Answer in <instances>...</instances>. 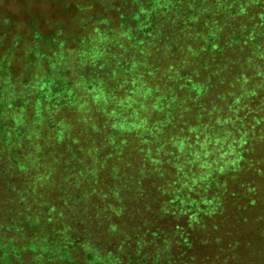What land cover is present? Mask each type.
<instances>
[{"label": "trees", "instance_id": "1", "mask_svg": "<svg viewBox=\"0 0 264 264\" xmlns=\"http://www.w3.org/2000/svg\"><path fill=\"white\" fill-rule=\"evenodd\" d=\"M101 6L0 2V264H197L259 204L264 0Z\"/></svg>", "mask_w": 264, "mask_h": 264}, {"label": "rangeland", "instance_id": "2", "mask_svg": "<svg viewBox=\"0 0 264 264\" xmlns=\"http://www.w3.org/2000/svg\"><path fill=\"white\" fill-rule=\"evenodd\" d=\"M94 0H0L7 12H18L24 15V12L33 10L37 12L47 13L48 15H57L60 22L66 21L69 28H74L75 24L70 22L68 18H62L61 6H65L71 2H79L85 8V13L89 15L91 9L95 6L103 8L110 6L103 0H95L100 3L92 4ZM102 1V2H101ZM46 17V16H45ZM42 25L46 28L45 23ZM250 194L257 198L258 206H251L247 209V214H243L239 221H234L236 211L233 202L229 205L222 219L219 230L214 232V236L207 240L205 245H200L197 253L199 255V263L202 264H264V182L260 183L255 189L250 190ZM256 201V203H257ZM255 203V204H256ZM232 237V238H231ZM238 240L237 248L231 251L224 243ZM204 257H209L204 259Z\"/></svg>", "mask_w": 264, "mask_h": 264}]
</instances>
